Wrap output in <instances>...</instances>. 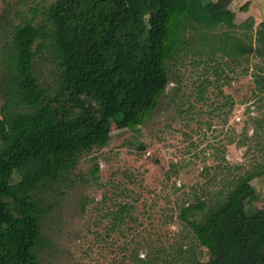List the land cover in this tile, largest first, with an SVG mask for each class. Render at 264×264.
I'll return each instance as SVG.
<instances>
[{
    "label": "trees",
    "instance_id": "obj_1",
    "mask_svg": "<svg viewBox=\"0 0 264 264\" xmlns=\"http://www.w3.org/2000/svg\"><path fill=\"white\" fill-rule=\"evenodd\" d=\"M44 9L12 26L2 52L9 101L0 111V264H38L50 207L34 194L65 179L80 154L106 146L112 122L139 130L166 94L169 61L189 53L218 66L253 56L263 60L255 72L264 70V23L239 33L235 11L216 0H51ZM39 57L57 66L53 88L37 79ZM98 170L95 163L91 174ZM253 177H241L201 220L189 215L204 210L203 200L182 209L209 255L194 264H264Z\"/></svg>",
    "mask_w": 264,
    "mask_h": 264
},
{
    "label": "rangeland",
    "instance_id": "obj_2",
    "mask_svg": "<svg viewBox=\"0 0 264 264\" xmlns=\"http://www.w3.org/2000/svg\"><path fill=\"white\" fill-rule=\"evenodd\" d=\"M50 2L0 0V78L12 26L32 9L41 18ZM216 2L235 11L239 33L264 23V0ZM42 58L37 79L53 88L57 66ZM218 61L189 53L169 61L166 94L139 130L112 122L106 146L83 152L65 179L34 194L50 207L40 221L38 264H194L209 255L181 219L184 207L203 200L204 210L189 215L201 220L247 175H254L251 207H264V70L255 72L263 60ZM1 88L0 111L9 101Z\"/></svg>",
    "mask_w": 264,
    "mask_h": 264
}]
</instances>
